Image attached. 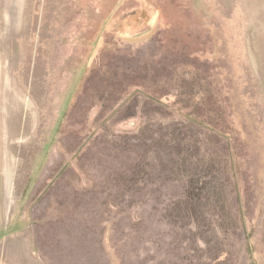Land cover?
<instances>
[{
    "label": "rangeland",
    "instance_id": "rangeland-1",
    "mask_svg": "<svg viewBox=\"0 0 264 264\" xmlns=\"http://www.w3.org/2000/svg\"><path fill=\"white\" fill-rule=\"evenodd\" d=\"M24 185L45 264H264V0H0V264Z\"/></svg>",
    "mask_w": 264,
    "mask_h": 264
},
{
    "label": "crops",
    "instance_id": "crops-1",
    "mask_svg": "<svg viewBox=\"0 0 264 264\" xmlns=\"http://www.w3.org/2000/svg\"><path fill=\"white\" fill-rule=\"evenodd\" d=\"M15 170H13V174H15ZM30 175V174H29ZM22 186L17 190L18 197L12 199L11 211H12V234L10 236L11 239V264H45L43 259L37 257V253L33 248V243L35 242L34 237L29 233V231H24V228H29L33 220L28 215V213H23L21 215V206H30V202H33V199H26L24 204L22 205L21 196H26V194L30 195V190ZM16 192V191H15ZM28 201V203H27ZM21 228L23 229L21 231Z\"/></svg>",
    "mask_w": 264,
    "mask_h": 264
}]
</instances>
